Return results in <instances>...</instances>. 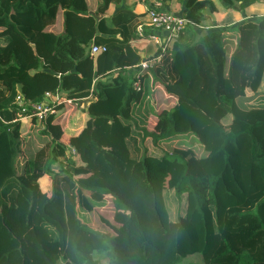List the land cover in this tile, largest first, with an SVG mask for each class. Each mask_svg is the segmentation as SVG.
I'll list each match as a JSON object with an SVG mask.
<instances>
[{
	"label": "trees",
	"instance_id": "trees-1",
	"mask_svg": "<svg viewBox=\"0 0 264 264\" xmlns=\"http://www.w3.org/2000/svg\"><path fill=\"white\" fill-rule=\"evenodd\" d=\"M219 2L241 18L206 25L213 2L185 0L186 25L157 45L130 18L107 26L86 0H0V264H178L196 251L203 264H264V103L247 94L264 76V0ZM135 38L159 56L151 71L171 107L155 111L121 69ZM18 93L53 108L90 96L87 121L67 143L52 113L39 123L29 112L24 127Z\"/></svg>",
	"mask_w": 264,
	"mask_h": 264
},
{
	"label": "crops",
	"instance_id": "crops-1",
	"mask_svg": "<svg viewBox=\"0 0 264 264\" xmlns=\"http://www.w3.org/2000/svg\"><path fill=\"white\" fill-rule=\"evenodd\" d=\"M86 1L88 2L89 12L96 14L97 15L96 19H100L102 16H105L106 25L109 27L114 26V21L120 18H130L131 21L136 23V26L139 22L146 21L147 20L146 9L150 6L149 3H151V0H116V1L112 0L108 3V6L105 8V10L101 12L98 9V5L101 0H86ZM211 1L213 2V6H215V10L212 11L215 15V19H212L214 21H211V18L208 17L209 15L204 13L206 16L203 19L204 24L210 25L214 22H216V24H224V22L232 23V22H236L241 18L239 14L240 11L232 13V11H230L229 8L227 9L222 6L219 0H211ZM163 6L167 7L174 13L179 14L181 10L182 2L180 0H163ZM250 9L252 12H254L257 11L258 8L256 5H253ZM247 11L249 12V10ZM147 41L148 43L153 42L152 40H147ZM145 43L146 41L141 38L133 39L129 44V48H126L124 57L121 59V64L124 66L121 69H123L124 71H128L129 75L131 76V79L136 73L138 62L148 57L152 52L149 49H147V45ZM94 65L95 66L99 65L98 61L95 60ZM96 77L97 76H95L94 79ZM148 77L149 76H146V82L144 88L145 87L149 88V93H151V84L149 83ZM154 80L160 82L155 78ZM64 94L65 92H62V98H64ZM51 95L52 97L49 98L51 100H55L56 96L53 94ZM89 98L90 96L85 98H80L77 100L76 104L67 100L68 99L67 98L65 99V102L61 106H59L58 108H54L52 114L54 117L53 120L54 122H56L55 125L58 126L61 125V127L63 128V131H61V134L58 137L59 140L63 141L64 143H67L70 134L77 133L82 129L88 118L87 106H88ZM167 99L170 100V103H175L174 96L171 95L169 97H166V100ZM152 100H153V95H152ZM152 100H149V103L151 105L153 104L156 105L154 102H152ZM59 108H63L61 112H59L60 110ZM156 110L157 109H155V111ZM148 114L153 116L156 121L157 118L156 115H154L152 111H146L144 107H140V110L136 112L135 116H137L140 119V121L145 125V123L142 121V119L139 116L142 115L143 118L145 117L147 118ZM20 119L23 120L22 125H24L26 121L27 124H29L27 117ZM37 121L39 120L37 119ZM40 122L41 121H39V123ZM46 176L47 175H44L43 177L40 178V183L42 178ZM48 184L49 183H45V186Z\"/></svg>",
	"mask_w": 264,
	"mask_h": 264
},
{
	"label": "built area",
	"instance_id": "built-area-1",
	"mask_svg": "<svg viewBox=\"0 0 264 264\" xmlns=\"http://www.w3.org/2000/svg\"><path fill=\"white\" fill-rule=\"evenodd\" d=\"M149 7L146 9L147 20L139 22L136 26V33L139 36H146L148 40H152L157 45H162L167 42L173 41L177 38L187 23L184 16H179L173 11L163 8V0H151ZM106 50L105 45L93 44L91 46V53H97ZM159 56H148L137 64V70L133 76L131 85L136 91H142L146 82V76H149V83L151 84V93L154 101L158 94H163L164 99L171 96L166 92L162 83L155 81L151 68L154 66L156 59ZM45 95L49 98L52 97L51 93L46 92ZM174 96V95H172ZM175 102H176V97ZM71 101V99H67ZM16 106L19 109V118L27 117L29 112L34 114L38 120H43L49 113L54 111V108L44 102H33L26 98L22 93H18L14 99Z\"/></svg>",
	"mask_w": 264,
	"mask_h": 264
},
{
	"label": "rangeland",
	"instance_id": "rangeland-1",
	"mask_svg": "<svg viewBox=\"0 0 264 264\" xmlns=\"http://www.w3.org/2000/svg\"><path fill=\"white\" fill-rule=\"evenodd\" d=\"M163 8L170 11V9H168L165 6H163ZM249 12H251L250 9H249ZM208 17L211 18V16H208ZM211 21H214V20H212V18H211ZM237 28H238L237 26H232L229 29L230 32H232V34L235 37L238 36V29ZM1 29L2 28L0 27V30ZM225 34L226 35H229V33L227 34V32ZM247 94L249 96H252V97L248 98L250 102H253L255 104L256 103H264V76H263V78H262V80L260 82V85L258 87V90L256 92H254V93L251 90H248L247 91ZM151 99H152V95L150 93V100ZM154 101H157V103H156V105L153 104L152 106L154 107V109H157V110H159V109H161L163 107H171L174 104V103H170V100L169 99H167V100L164 99V95L163 94H161V95L158 94L157 95V98ZM59 109H60L59 112H61V110L63 108H59ZM139 117L142 119V121L145 123V125H147L148 128L153 129L154 124H155V119H154L153 116H151V115L148 114L147 115V118L146 117L143 118L142 115L139 116ZM26 125H27V121L25 122L24 127ZM59 129L61 131H63V128L61 127V125L59 126ZM114 166H115L116 173H119L120 172V165H117V162L115 161L114 162ZM170 166H171V179H170V181H172V180H175L176 176L178 175L177 173L180 170V165H179V162L176 159H174V162H170ZM57 167H58V164L57 163H53V165L50 166L49 173L51 172V170L53 171V169H55ZM49 173H47L48 175L46 177L42 178L40 185L42 186V188H44V189L46 188L47 191L50 193V191H51V186H50L51 183L50 182H51L52 174H49ZM45 183H49V184L45 186ZM207 184L210 185L211 182H207ZM112 206H113V204L111 202V198L108 197V201L106 203V206H101L100 207V209L103 210L102 211L103 214L106 215L105 217L108 220H110V221L112 220V215H113V213H112ZM189 212H190V217L192 218V220L198 226L200 225V227H201V224H199V216H198L197 211L191 208ZM92 222H93V225L95 227H97V228L104 229V230H107V229L109 230L110 229L107 224H105L102 220L99 219V212L98 211H94V216L92 218ZM200 239H202V234L200 235ZM189 262H194V263H197V264H203L202 263V259H201L200 252L199 251H196L194 253H191V254L186 255L185 257H183L178 262V264H187Z\"/></svg>",
	"mask_w": 264,
	"mask_h": 264
},
{
	"label": "water",
	"instance_id": "water-1",
	"mask_svg": "<svg viewBox=\"0 0 264 264\" xmlns=\"http://www.w3.org/2000/svg\"><path fill=\"white\" fill-rule=\"evenodd\" d=\"M184 3H185V0L182 2L181 10H180V12H179V14H178L179 16H183V10H184V8H185ZM202 11H203V13H205V14L211 16L212 19H215V15H214V13L210 10L209 7H205ZM92 14H93V13H92ZM96 16H97V15H96ZM215 24H216V22H215Z\"/></svg>",
	"mask_w": 264,
	"mask_h": 264
}]
</instances>
